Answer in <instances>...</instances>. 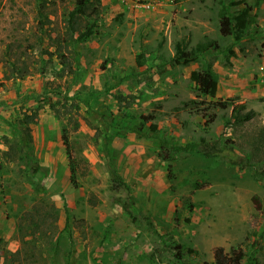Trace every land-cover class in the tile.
Here are the masks:
<instances>
[{"label": "rangeland", "instance_id": "374dc122", "mask_svg": "<svg viewBox=\"0 0 264 264\" xmlns=\"http://www.w3.org/2000/svg\"><path fill=\"white\" fill-rule=\"evenodd\" d=\"M86 1L0 0V264H214L242 242L264 264V0H222L249 8L241 39L219 0ZM238 105L254 117L228 123Z\"/></svg>", "mask_w": 264, "mask_h": 264}, {"label": "trees", "instance_id": "16d2710c", "mask_svg": "<svg viewBox=\"0 0 264 264\" xmlns=\"http://www.w3.org/2000/svg\"><path fill=\"white\" fill-rule=\"evenodd\" d=\"M78 2H79V5H78L79 8H76L75 11L78 13H81L82 12L81 8L86 5L87 1L78 0ZM218 4L220 6V10L218 13V21L220 25L221 35L234 36L236 39H241L244 36L246 29L252 22V19L249 13V8L247 7L243 10H240L237 13L232 14V13H229V11H227V8L232 4H230L229 6L228 5L226 6L222 0H219ZM90 27L91 26H89V28L87 27L86 32L82 33V35L80 36L81 38L82 36L87 37L91 34L92 30L90 29ZM210 45L211 43L209 44L199 43L192 50L186 51L185 44L177 43L175 45V59L177 60V62H179L180 60L189 62L193 60L194 58H196L198 55H201L203 52L207 51L208 49H211L212 47ZM138 63L141 64L140 61ZM191 79L205 92L206 95L212 98L215 96L218 78H217V75L209 67L206 68V70L203 71L202 73L193 72L191 74ZM217 106H220L221 108L225 109L228 106H231V103L230 101H220V102H217ZM244 110H245L244 105H238V106L233 107L232 114H231L230 119L228 120V123L230 122L232 124H238V123L250 121L254 117V112L252 110L244 112ZM142 126H144V123H140V126H138V128H136L135 130H138V131L139 129L141 130ZM151 130H155L154 125L151 126ZM63 144L66 148L67 155H68L69 145H68L66 136H64L63 138ZM103 145L106 149H108L109 145L105 139H104ZM221 148L222 147L220 146L219 142L218 143L215 142L210 145L202 143L200 147H198V151L205 157L212 156L213 152H217L218 154H226L225 151L232 152L231 147L229 148L223 147V149ZM170 149L171 151L170 150L166 151V155L168 157H165L164 160H170L171 158H173V155L177 151L180 150L179 148L174 147V146H170ZM168 152H171V153H168ZM233 154H234V157L235 156L236 157L233 158L232 155H230V157L233 160L230 159L229 161L237 162V159H239L240 157H238L235 153ZM222 156L223 157L227 156V158H229L228 157L229 155H222ZM69 169L73 177L75 173L73 166L69 165ZM170 170H171V166L170 164H168L167 165L168 173L170 172ZM254 177L257 179H262L264 178V173L255 172ZM120 184H122V186L127 188V186L124 183H120ZM119 204L121 208L129 216H131L134 219L132 215V211H131V207H132L131 199L129 198L126 201L119 202ZM147 224L151 229L153 228L149 221H147ZM243 244L244 242L238 244L236 247L230 248L229 251L227 252L225 251L223 247H217L214 250V264H242V261L246 256L245 249L244 247H242ZM174 247L176 251L177 261L179 263H183V253L187 249L185 248V246L180 245V244H175Z\"/></svg>", "mask_w": 264, "mask_h": 264}]
</instances>
